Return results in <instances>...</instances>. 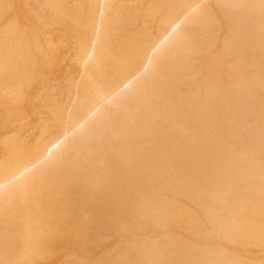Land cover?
<instances>
[{
  "label": "rangeland",
  "instance_id": "1",
  "mask_svg": "<svg viewBox=\"0 0 264 264\" xmlns=\"http://www.w3.org/2000/svg\"><path fill=\"white\" fill-rule=\"evenodd\" d=\"M2 2L0 49L5 29L12 25L16 26V32L24 34L30 44L35 40L43 43L48 58L33 78L32 68L28 63L16 66L9 73L0 74V164L4 159V150L15 147L14 144L17 146L14 142L16 139L27 141L26 143L31 145L43 129H46L44 138L53 140L57 137L58 127L39 121V116L34 111L36 106L39 107V104H36V96L42 90V82L48 74L57 77L67 68L79 71V64L72 63L80 53V48L88 43L90 36V29L85 26L86 15L89 13L86 0ZM124 2V6L130 11H118L116 16L119 14L117 17L124 18L125 23H116L107 29L104 41V54L107 56L100 62V71L105 69L112 72L110 64L113 60V72L121 76L124 75L122 64L126 57L135 56L137 64L143 66L145 61L142 53L151 51L166 30L157 19L152 20L145 13L135 11L139 1ZM210 12L213 20L211 25L216 34L201 43H190V52L177 50L164 53L166 56L160 55L149 67L154 69L150 84L144 80L143 85L138 88V93L145 105L157 111L154 124L158 129L168 131L172 123L181 120L188 131L197 133L203 119L212 120L210 125H204L205 128L207 126L204 132L209 133L217 129L219 133L216 135L221 134L222 139L210 140L211 137H208L191 141L172 129V140L152 141L147 137L149 129H142L143 137L137 139L136 153L138 174L141 178L142 206L136 217L113 219L108 215L93 211L86 213L77 208L70 212L64 209L55 211L49 216L56 218V215L60 222L53 221L43 230L36 224H30L33 226L30 235L24 237L17 245L11 241V244L6 246L0 239V264H158L162 250L169 247L177 249L176 252H168L165 255V259L170 260L172 264H230L232 261L235 264H264V0H226L220 8L215 6ZM109 14H115L114 6L109 10ZM184 28L182 33L190 37L201 33L200 28L196 26ZM207 32L210 33L211 30L208 29ZM250 34L253 36L250 37ZM233 35H236L233 50L235 61V57H223L224 40ZM108 40L110 41L106 45ZM237 53H240L241 57ZM108 55L111 56V61L108 60ZM174 61L180 65L174 64ZM184 66L186 69L182 68ZM231 66L237 71L234 74L244 83L245 87H242L249 89L251 104L243 101L247 96L242 92L240 85H231ZM179 70L181 73H178ZM10 73L19 76V80L23 81V98L20 100L3 91V86L10 83ZM25 78L30 81H24ZM203 87L205 91H202ZM189 94L194 97L188 96ZM208 94L215 106L210 113L204 112L198 116L197 113L201 112L194 107L198 102H203ZM174 103L177 104L176 109L172 106ZM237 104H242V107ZM227 106L229 109L225 108ZM41 114L46 122L49 118L48 112L44 110ZM147 115L145 111L139 112L143 126L146 125ZM253 127L257 131L253 130ZM233 135H238L240 140L235 139ZM92 144L95 145L94 142L85 143L88 147H94ZM58 154L61 155V161L57 168L71 167L76 161L71 142L66 143ZM99 175L97 169H93L90 175H82L78 180L81 181L82 188L77 190V193L88 196L95 192L94 186ZM52 178L50 191H53L55 186ZM165 182L170 184L163 186ZM224 189L227 190L229 201L233 202L229 210H221L216 205L217 201L221 200L219 195ZM28 198L30 199L29 195ZM61 207L63 208V205ZM155 212L160 214L155 216ZM182 247H186V250L179 253L178 248ZM193 249H197L196 255L189 253Z\"/></svg>",
  "mask_w": 264,
  "mask_h": 264
},
{
  "label": "bare ground",
  "instance_id": "2",
  "mask_svg": "<svg viewBox=\"0 0 264 264\" xmlns=\"http://www.w3.org/2000/svg\"><path fill=\"white\" fill-rule=\"evenodd\" d=\"M124 1L125 0H86V3L89 7V13L86 15L87 23L85 22V26L86 28L90 29V36L88 43L80 48V53L74 58V63L71 62L72 64H75V62L79 64V71L76 72L75 70H70L69 68H67L61 75H58L57 77H53L51 74H48L42 82L43 88L36 96V102H38L36 104H39V107L36 106L35 108H33L34 111L38 114L40 122L45 124L51 123L53 127H58L59 131L57 137L53 140L44 138L46 129H43L40 133V136L33 144L30 145L26 143L27 141L24 142L22 140L16 139L14 140V142L17 143V146L14 144L15 147H10L4 150V153L2 154L4 155V159L0 164V239H2L1 243L5 244L6 246L11 244V241H13L14 245H17L24 237H28L30 235V230L33 228V226L30 224H36L39 229L43 230V228H46V226L53 221L60 222V218H57L56 215H54V217L56 218L50 217L49 215L55 211H61L63 209L69 212L71 210H74L73 208L80 209L83 212L86 211V213H92L93 211L108 215L113 219L119 217L131 219V217H136L142 206L140 200L141 178L138 174V158L136 156L138 150L137 139L143 137L142 129H149V135H147V137H149L152 141L172 140L170 136L171 133H173L172 129H174V131L176 132H180V135L188 137V139H190L191 141L199 138L204 140L208 137H211L210 140L216 138L220 141L222 139L221 134L216 135L217 133H219V131H217L216 129V126V130H211L209 133L204 132V130L206 131L207 128V126L205 128L204 125H207L208 123L210 125L212 123V120L203 119L200 123V126H198L197 133H195L194 131H188L185 127V124L181 120H176L174 123H172L168 131L158 129L154 124L155 116H157L158 113L154 108L145 105L140 100L141 98L139 97L138 88L140 85H143L144 80H146V83L150 84L154 69L149 67L152 65L155 59H158L160 55H163L164 53L166 54L169 51L177 50H185L187 52H190V49L188 47L190 43V45H195L212 38L216 34V32L211 25V22L213 20L210 11H212L213 7L215 6L220 8V6L226 0H131L132 2H140L135 9L137 13H145L152 20L157 19L160 22V25L166 28V30L156 41L151 51L142 53L141 56L145 61V64L143 66H139L137 64V59L135 56L129 55L126 57L125 61L122 64L124 75L121 76L118 75V73L113 72V60L111 62L112 64H110V70H112L113 73L105 71V69L100 71V62L105 59V56H107L104 54V41L107 29H109L116 23H125L126 20L124 18L120 19L117 17L119 14L116 16L118 11H130V9L124 6ZM249 3L251 4V2ZM255 5H257V3ZM112 6L115 7V14L110 15L109 10L112 8ZM2 7L3 2L2 0H0V12L2 11ZM189 26L199 27L201 33L195 37H193V35L192 37H190L189 35L182 33V29H185L184 27ZM208 29L211 30L210 33L207 32ZM16 31V26H8L5 29L3 37L1 38L2 45L0 49V74L6 72L9 73L13 69H15L16 66H20V64L23 63H28V65H30L32 68L31 78H33L38 68L42 66L41 64L47 61L48 53L44 49L43 43L35 40L30 44L29 40L25 38L22 32ZM252 36L253 34H250V37ZM145 39L146 38L144 37V40ZM109 41L110 40H108L106 45L109 43ZM224 41L225 54L223 55V57L226 56L224 57L225 59L235 57L233 56V50L236 45V35H233V37L229 36L227 40ZM238 56H240V53ZM246 57L247 56H245L244 58ZM235 59L236 57L233 61H235ZM108 60L111 61L110 55H108ZM175 63L177 62L174 61V64ZM178 64L179 63H177V65ZM174 66L175 65H173V67ZM185 67L186 66L182 68ZM231 68V73L233 75V78L230 79L231 85L233 86L238 84L241 86V88L245 87L242 80L238 79L239 77L234 74L237 71H235L233 66H231ZM157 73L159 72L157 71ZM178 73H181L180 70ZM8 77L11 79L10 83L6 86H3V91H5V93L8 92V94L10 93L11 96H13V98L15 99H22L23 81L19 80V76L17 77L11 73L8 75ZM263 78L264 77H262V80ZM179 80H181V78ZM24 81L29 82L30 80L28 78H25ZM206 85H208V83ZM204 87L202 91L206 88ZM242 92L247 96V99L243 101L247 104H251L252 99L250 96H248V94H250L249 89L246 90L243 88ZM190 95L191 94H189L188 96ZM195 95H197V93H195ZM220 97L222 98L223 96L221 95ZM222 101L223 100H221V102ZM235 104L236 102L234 101L233 105L235 106ZM40 105H42V107H40ZM241 105L239 104L238 106ZM172 106H174L175 109L177 108L176 103H174ZM214 106L215 103L211 100L210 94H208L207 98L201 103L198 102V104L194 108H196L198 112H201L200 114L197 113L198 116H201L204 112L210 113V110ZM228 107L229 106L225 108ZM241 107L239 108L242 109ZM44 110H46L49 114V118L46 122L42 117L43 113L41 114V111ZM142 111H145L148 114V120L146 119L147 122L146 125L144 124L145 126H143V122L141 121L139 116V112ZM186 117L188 116L186 115ZM251 126L252 125H250V127ZM239 130V132L241 133L242 128ZM253 130H255V128ZM211 132L214 133L211 134ZM245 133L246 132H244V134ZM263 133L264 132H262V135ZM238 135L233 136L236 139ZM84 136L85 138H83ZM222 136H224V134ZM237 140L239 141L240 139L237 138ZM68 142L72 143V149L75 153L76 161L71 164V167L63 166V168H57L59 167L58 164L61 161V155L58 154V151L60 149H63ZM87 142H94L95 145L92 144L94 145V147L86 146L85 143ZM102 147H104L105 150ZM14 152L16 154H14ZM236 154L238 153L236 152ZM243 154H241V156H243ZM245 157L247 156H244V158ZM93 169H97V171L100 172L99 179L97 180V182H95V192L89 195L86 193L88 196H85L84 193L83 195H79V193H77V190L82 188V184L80 183L81 181H78L79 178L82 175H90ZM250 177H252V175ZM51 178L55 181L53 191H50L52 189L50 186V182H52L50 181ZM253 178L254 177H252V179ZM169 184L170 183L165 182L163 183V186H168ZM226 191L227 190L224 189L222 194L219 195L222 197L221 200L217 199L218 201L216 205L221 210H229L233 205V202L229 201V197ZM28 195L30 196V199L28 198ZM61 205H63V208L61 207ZM165 208L166 207H164V209ZM153 211H150V213ZM155 213V216H158V214H160L157 212ZM31 215L33 216L32 218L30 217ZM77 217L79 216H76V218ZM162 218L164 217H161V219ZM171 218H173L172 215ZM6 226H8V230H6ZM81 230L83 229L81 228ZM81 232L79 234H81ZM72 240H74V238ZM185 248H178L179 253L186 250ZM5 249L8 250L9 248L5 247ZM196 250L197 249H193L189 253L192 255H196ZM176 251L177 249L175 247H169V249L162 250L158 264H172L170 263V260L165 259V255L168 252ZM150 256L151 255L149 254L148 257ZM230 264H235V262L232 261L230 262Z\"/></svg>",
  "mask_w": 264,
  "mask_h": 264
}]
</instances>
